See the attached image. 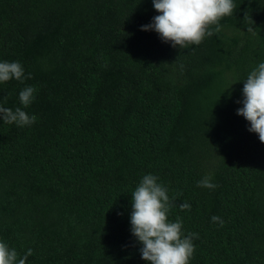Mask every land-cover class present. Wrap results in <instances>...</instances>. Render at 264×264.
<instances>
[{
  "label": "trees",
  "instance_id": "1",
  "mask_svg": "<svg viewBox=\"0 0 264 264\" xmlns=\"http://www.w3.org/2000/svg\"><path fill=\"white\" fill-rule=\"evenodd\" d=\"M233 2L218 33L181 49L141 30L152 0H0V62L32 77L0 83V103L37 117L0 120V241L18 258L150 264L130 218L152 174L174 198L168 219L198 234L189 264H264V143L237 115L264 62V0ZM205 176L218 187H197Z\"/></svg>",
  "mask_w": 264,
  "mask_h": 264
},
{
  "label": "clouds",
  "instance_id": "2",
  "mask_svg": "<svg viewBox=\"0 0 264 264\" xmlns=\"http://www.w3.org/2000/svg\"><path fill=\"white\" fill-rule=\"evenodd\" d=\"M154 9L160 13L152 18V22L142 25V31H155L162 42L171 43L187 49L189 45H199L206 36L221 30L220 19L233 14V0H152ZM247 32L255 33L253 21L244 16ZM214 27V31L213 28ZM31 74L25 75L23 65L19 61L0 62V83L15 79L24 83L31 79ZM243 99L237 101L243 107L237 109V115L243 116L249 123V132L258 134L264 143V62L259 63L247 75L243 86ZM35 88L27 86L19 92V101L27 108L35 99ZM6 99V98H5ZM0 120L5 124H15L18 127L30 126L36 122L35 115H29L21 107L15 110L4 107L0 103ZM159 178L152 174L142 177L131 194V233L142 244L141 257L150 264H189L195 251L194 239L198 234L183 232V221L177 218L175 222L168 219L170 209L175 206L174 198L168 195V189L158 183ZM197 187L214 190L218 185L211 182V176H205L197 181ZM181 210H190L187 202L180 204ZM211 221L223 226L224 221L216 215ZM32 249L18 258L14 248H9L0 241V264H26Z\"/></svg>",
  "mask_w": 264,
  "mask_h": 264
}]
</instances>
